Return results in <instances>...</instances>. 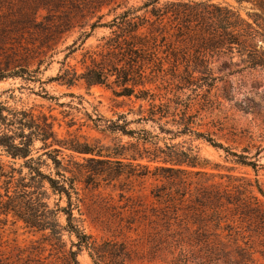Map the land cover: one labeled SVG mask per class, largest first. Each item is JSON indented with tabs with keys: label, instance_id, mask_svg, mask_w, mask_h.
Masks as SVG:
<instances>
[{
	"label": "rangeland",
	"instance_id": "obj_1",
	"mask_svg": "<svg viewBox=\"0 0 264 264\" xmlns=\"http://www.w3.org/2000/svg\"><path fill=\"white\" fill-rule=\"evenodd\" d=\"M147 1L0 0V101L10 108L32 111L36 116H51L59 140H77L104 150L134 140L102 131L91 119L101 120L98 124L103 127L107 121L115 122L124 115L130 122L129 129H147L154 134L160 133V126L177 132L184 128L178 124L190 123L192 130L205 134L225 149L215 148L205 139L191 135L170 140L172 135L161 134L164 140L160 146L171 143L180 144L185 150L193 148L203 162L201 170L207 173L201 178L206 186L227 187L236 179L240 180L238 184L255 186L258 183L264 190V69L246 68L237 52L207 60L212 62L210 68L218 77L211 86L198 80L199 73L191 78L190 73L200 63L194 58V50L174 37L167 38L166 43L169 48H176L174 54L177 57H166L160 52L159 56L164 59L162 69H148L144 86L137 87L131 98L115 96L113 90L119 88L114 84L88 87L80 81L74 87H67L57 80L68 67L76 69L78 74L83 73L85 66L90 65L88 56L103 50L104 39L112 36L111 30L99 26L92 28L94 24L110 23L124 12L142 7ZM167 1L161 0L160 5ZM212 1L228 3L245 20L257 24L262 34L257 40V49L264 53V7L250 3L239 5L234 0ZM136 15L144 16L145 10L137 11ZM150 30L154 32V27L149 24L143 29L144 32ZM114 80L112 78L110 82ZM143 89L150 92L154 104L168 109L167 117L159 124L133 122L138 118L141 105L144 111L150 108L149 101L135 97ZM36 146L40 147L41 143ZM233 154L248 157V162L257 164V167L253 169L238 164V158ZM71 155L70 151H63L65 160ZM0 156L10 176L12 160L1 151ZM73 157L78 162L83 160V156L73 154ZM140 163L150 165L151 169L157 165L149 163L146 158ZM20 164L21 161H17L13 167L20 169ZM5 180L0 177L2 193ZM163 184L167 181L151 175L133 179L124 191H121L123 187L119 181H102L99 187L80 183L77 187L82 201L81 215L75 212L76 216L82 220L85 232L98 242L116 239L126 243L131 253L128 264H172L174 257L169 254L165 238L159 229L154 231L147 226V221L140 218L142 212L135 217L132 227L127 223L129 208L145 210L146 214H150L151 208H163L153 202L151 195L156 186ZM253 190L264 203V198ZM56 200L55 196L51 198V207ZM179 214L182 226L185 224L186 227L194 219L186 209ZM224 215L227 222L221 224L222 229H217L214 223H205L208 233L218 230L225 239L227 251L236 259L242 256L246 262L250 261L248 264H264V230L234 218L230 211ZM228 225L230 230L225 228ZM229 234H232L230 238L227 237ZM42 238L41 233L28 229L12 214H0V264H66L63 251H69L75 237L64 235L66 248L63 250L50 246ZM77 261L79 264H93L85 250L78 253Z\"/></svg>",
	"mask_w": 264,
	"mask_h": 264
},
{
	"label": "trees",
	"instance_id": "obj_2",
	"mask_svg": "<svg viewBox=\"0 0 264 264\" xmlns=\"http://www.w3.org/2000/svg\"><path fill=\"white\" fill-rule=\"evenodd\" d=\"M234 1L239 5L250 3L264 7V0ZM160 2L148 0L142 7L128 10L110 23L94 24L92 28L99 26L111 30L112 36L104 39L103 50L88 56L90 65L85 66L83 73L78 74L76 69L68 67L57 80L67 87H74L80 81L88 87L114 84L119 88L113 90L115 96L131 98L137 87L144 86L148 69H162L164 59L159 56L160 52L166 57H177L174 54L176 48H169L166 43L169 37L187 43L194 50V58L200 65H196L190 76L195 78L194 74L199 73L198 80L209 86L218 80L210 68L212 62L207 61L214 57L237 52L246 68L264 69V53L257 49V40L262 37L259 26L245 20L233 6L212 0H169L162 6ZM141 10H145V15H136ZM148 24L154 27V32L143 31ZM186 65L187 68L190 66L188 60ZM112 78L115 80L110 82ZM135 97L150 102L147 111L142 105L139 107L138 118L133 121L136 124H159L167 117L168 109L164 105L154 104L148 90H139ZM91 120L102 131L127 136L134 142L104 150L77 140H59L51 116H36L32 111L10 108L0 101V151L12 160L9 176L0 156V177L6 178L4 193L0 186V214H12L28 229L41 233L44 242L56 249L66 248L65 234L70 238L75 237L76 241H71L69 251H63L66 264H79L77 255L83 250L88 252L93 264H128L131 253L126 243L116 239L98 242L85 232L82 220L75 213L81 215L82 201L77 185L84 183L99 187L102 181H119L120 187H123L121 191H124L133 179L151 175L167 181V184L156 186L151 191L153 202L163 208H151L150 214H146L145 210L129 208L127 223L132 227L135 217L142 212L140 218L147 221V226L154 231L159 229L165 238L169 254L174 257L172 264L250 262H246L242 256L236 259L227 251L225 239L218 234V230L209 234L205 223H214L217 229H222L221 224L227 222L224 212L230 211L234 218L238 217L243 223L255 224L264 230V203L253 189L263 198L264 190L258 183L255 186L250 183L238 184L240 180L236 179L227 187L216 184L206 186L201 178L207 173L201 170L203 162L198 153L193 148L185 150L180 144L164 143L162 147L160 143L164 137L160 135H172L170 140L191 135L205 139L215 148L225 149L221 144L195 132L187 122L178 124L184 127L179 128L180 131L173 132L160 126V133L154 134L147 129H129L130 122L124 115L115 122L107 121L103 127L98 124L101 120ZM37 143H41V146L37 147ZM64 150L72 153L68 160L63 156ZM73 154L83 156L82 162L76 161ZM233 156L242 166L257 167V164L248 162L246 156ZM145 158L149 163H157L154 169L140 163ZM17 161H21L20 169L13 167ZM53 196L57 200L51 207ZM63 202L65 205H62ZM185 209L194 218L186 227L185 224L182 226L183 220L179 214ZM230 227L225 228L230 230Z\"/></svg>",
	"mask_w": 264,
	"mask_h": 264
}]
</instances>
